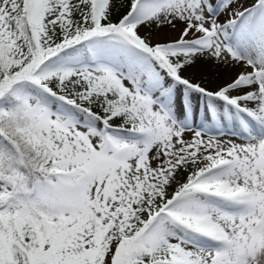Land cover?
Masks as SVG:
<instances>
[{"label":"snow or ice","instance_id":"obj_1","mask_svg":"<svg viewBox=\"0 0 264 264\" xmlns=\"http://www.w3.org/2000/svg\"><path fill=\"white\" fill-rule=\"evenodd\" d=\"M0 264H264V0H0Z\"/></svg>","mask_w":264,"mask_h":264}]
</instances>
